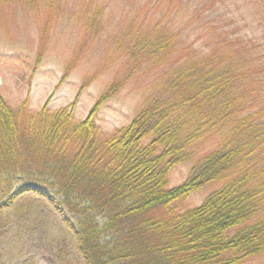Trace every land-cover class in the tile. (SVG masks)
Wrapping results in <instances>:
<instances>
[{
    "label": "trees",
    "instance_id": "16d2710c",
    "mask_svg": "<svg viewBox=\"0 0 264 264\" xmlns=\"http://www.w3.org/2000/svg\"><path fill=\"white\" fill-rule=\"evenodd\" d=\"M169 2L181 14L183 0ZM162 35L141 42L145 56L173 48L176 37ZM222 44L218 56L173 63L107 141L96 116L121 84L109 85L82 121L75 103L33 113L26 101L14 110L0 99V210L27 194L46 199L63 215L80 264H245L263 255L264 102L249 114L241 82L256 85L254 70ZM213 136L219 149L200 154ZM187 163L186 179L170 187ZM206 188L203 202L187 207Z\"/></svg>",
    "mask_w": 264,
    "mask_h": 264
},
{
    "label": "rangeland",
    "instance_id": "374dc122",
    "mask_svg": "<svg viewBox=\"0 0 264 264\" xmlns=\"http://www.w3.org/2000/svg\"><path fill=\"white\" fill-rule=\"evenodd\" d=\"M171 6L169 0H0V99L14 110L26 101L33 113L45 104L55 112L75 103L74 118L82 121L109 85L121 84L96 116L107 141L132 121L173 63L218 56L225 40L254 70L257 84L243 81L241 89L253 106L249 114L260 112L264 0H183L181 14ZM152 32L176 37L160 59L141 51ZM219 138H209L199 153L219 149ZM192 165L176 167L170 187L182 183ZM210 191L194 194L187 207L200 205ZM74 246L63 215L42 197L19 196L0 210V264H80ZM245 264H264V254Z\"/></svg>",
    "mask_w": 264,
    "mask_h": 264
}]
</instances>
